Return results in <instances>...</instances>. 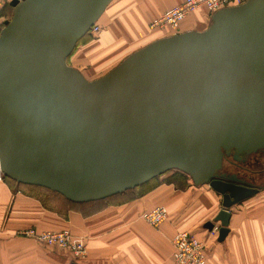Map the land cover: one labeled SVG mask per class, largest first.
Masks as SVG:
<instances>
[{
    "label": "water",
    "instance_id": "obj_1",
    "mask_svg": "<svg viewBox=\"0 0 264 264\" xmlns=\"http://www.w3.org/2000/svg\"><path fill=\"white\" fill-rule=\"evenodd\" d=\"M110 2H10L0 172L90 202L175 169L221 195L222 241L229 208L259 191L222 169L264 149V0L219 9L205 29L151 41L87 80L67 60Z\"/></svg>",
    "mask_w": 264,
    "mask_h": 264
},
{
    "label": "crops",
    "instance_id": "obj_2",
    "mask_svg": "<svg viewBox=\"0 0 264 264\" xmlns=\"http://www.w3.org/2000/svg\"><path fill=\"white\" fill-rule=\"evenodd\" d=\"M182 0H111L98 19L100 31L79 44L68 64L87 80L96 79L133 51L168 30L151 31L149 22ZM9 11V8H5ZM210 23L204 9L188 15L177 33L203 30ZM136 197L119 195L107 204L70 206L53 196L52 207L44 198L30 196L0 176V264H168L174 234L193 233L205 243L206 264H264V188L229 208L228 233L218 241L220 226L214 222L221 195L208 184L194 185L185 173L170 169L142 183ZM49 203V202H48ZM163 206L168 218L157 226L141 214ZM213 222L212 229L206 224ZM68 229L87 248L84 258L65 249L45 245L20 235L27 228Z\"/></svg>",
    "mask_w": 264,
    "mask_h": 264
},
{
    "label": "built area",
    "instance_id": "obj_3",
    "mask_svg": "<svg viewBox=\"0 0 264 264\" xmlns=\"http://www.w3.org/2000/svg\"><path fill=\"white\" fill-rule=\"evenodd\" d=\"M12 0H0V32L4 26V21L11 15ZM247 0H182L180 3L164 10L160 15L154 17L148 24L151 31L168 30L176 34L181 22L190 14L204 9L208 16L219 9L237 6ZM9 8L10 12H6ZM100 31L98 24H94L89 30V37H94ZM0 176L3 174L0 172ZM141 218L151 226H157L168 218V211L163 206H155L144 211ZM218 227L213 228V232ZM20 235L30 237L45 245L55 246L70 252L77 258H84L87 255V248L81 238H75L68 229L62 230H38L30 227L22 230ZM173 252L172 259L168 264H206L205 243L197 238L193 233L186 230L177 231L172 239Z\"/></svg>",
    "mask_w": 264,
    "mask_h": 264
},
{
    "label": "trees",
    "instance_id": "obj_4",
    "mask_svg": "<svg viewBox=\"0 0 264 264\" xmlns=\"http://www.w3.org/2000/svg\"><path fill=\"white\" fill-rule=\"evenodd\" d=\"M7 12H10L7 11ZM98 21V20H97ZM95 22L96 24H98V22ZM88 36V37H87ZM89 39V35H85L84 37H82L79 42L77 43L76 47L81 44L82 42H84L86 39ZM75 50V49H74ZM68 62V60H67ZM5 179L12 185H17L21 190L22 192H24L25 194L27 195H30V196H39V197H42L44 198V200H47L48 202H44V206L46 207H52V204L50 203H53V199L52 197L53 196H60L62 197L63 199H65V201L70 205V206H75V207H78V206H83V205H86V204H107L109 201H111L113 198L119 196V195H125L128 197V200L131 199V198H134L136 197L135 194L138 193L137 192V188L139 187L136 186L132 189H128L124 192H121V193H118V194H115L113 196H110V197H107V198H104V199H100V200H96V201H90V202H75V201H70L68 199H66L65 197H63L62 195L54 192V191H51L47 188H44V187H39V186H35V185H27V184H19V183H16L15 181L11 180L10 178L8 177H5ZM35 229H37L36 227H34ZM39 230V229H38Z\"/></svg>",
    "mask_w": 264,
    "mask_h": 264
},
{
    "label": "flooded vegetation",
    "instance_id": "obj_5",
    "mask_svg": "<svg viewBox=\"0 0 264 264\" xmlns=\"http://www.w3.org/2000/svg\"><path fill=\"white\" fill-rule=\"evenodd\" d=\"M239 157L238 160H234L231 155L225 157L223 160L222 172L226 173V175L234 174L236 178L240 180V183L244 185L256 187L259 190L264 188V184L255 183L254 180L251 179L252 177L246 175L247 171L244 170L252 162L256 164L258 160H264V149L251 154H241ZM241 169L243 172L240 171Z\"/></svg>",
    "mask_w": 264,
    "mask_h": 264
},
{
    "label": "rangeland",
    "instance_id": "obj_6",
    "mask_svg": "<svg viewBox=\"0 0 264 264\" xmlns=\"http://www.w3.org/2000/svg\"><path fill=\"white\" fill-rule=\"evenodd\" d=\"M244 170L247 171L246 175L252 177L251 179L254 180L255 183L264 184V160H258L256 164L252 162ZM240 171L243 172L242 169Z\"/></svg>",
    "mask_w": 264,
    "mask_h": 264
}]
</instances>
